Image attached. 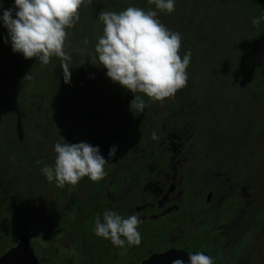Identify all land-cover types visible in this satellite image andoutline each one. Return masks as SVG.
Listing matches in <instances>:
<instances>
[{
  "label": "flooded vegetation",
  "instance_id": "flooded-vegetation-1",
  "mask_svg": "<svg viewBox=\"0 0 264 264\" xmlns=\"http://www.w3.org/2000/svg\"><path fill=\"white\" fill-rule=\"evenodd\" d=\"M186 93L156 104L145 99L146 117L133 116L139 127L128 125L123 149L107 130L103 144L110 145L101 151L107 160L115 146L120 161H109L125 172L106 173L100 189L83 178L63 188L48 181L44 195L32 194V165L14 167V184L22 182L26 192L0 193V207L9 212L0 220V264H172L178 258L188 264L197 252L213 264H264V161L242 158L227 133L217 140L210 132L216 129L204 128L201 135L202 122L213 114L200 108L206 97H195L191 88ZM106 210L141 220V243L126 254L94 233L96 217ZM60 217L64 232L56 233L52 226Z\"/></svg>",
  "mask_w": 264,
  "mask_h": 264
},
{
  "label": "rangeland",
  "instance_id": "rangeland-1",
  "mask_svg": "<svg viewBox=\"0 0 264 264\" xmlns=\"http://www.w3.org/2000/svg\"><path fill=\"white\" fill-rule=\"evenodd\" d=\"M190 1L199 3L201 6H199L200 10L192 11L193 15L190 20L187 19L185 27L182 25L183 19L179 18L185 15V8L181 4L177 6L173 16L174 20H179L182 25L178 30L181 36V57L189 40L186 38L187 32L193 35L191 37L196 42L189 52L190 64L187 69L188 81L185 88L189 87V80L192 79L196 83L195 97H202L210 88L217 91L215 95L207 98L206 103H202L200 108L211 110L213 114L211 119L216 121L214 124L216 131L220 132L219 138L227 133L231 139V146L237 148L236 151L242 158L246 157L250 162L264 161V45H259L253 36L254 32L258 31L264 38V29L247 21V16L241 10L243 0ZM1 2L3 3L0 6L5 7L3 11L12 2L15 4V0H7V2L0 0ZM15 11L16 9L13 11V18H15ZM101 11L106 9L101 8ZM86 13L84 11V17H87ZM257 13L259 17L263 16L260 9ZM0 14L2 16L3 12L1 11ZM74 34L79 36L80 32L75 30ZM98 35V39L103 35V26L99 28ZM69 36L72 35L70 33L68 35L71 43L79 40L77 37ZM68 39L65 45L68 44ZM87 45L85 52L92 53L91 43L88 42ZM86 53L82 56L83 63L79 75H76V83L72 78L69 83L63 81L61 66L48 73L49 81L45 83L46 74L40 77L35 76L37 73H42V70L33 65V58L25 59L21 54L23 60L20 53L13 52L8 33H0V72L3 69L5 73L8 72L11 66L19 71L18 79H16L17 76L9 74L4 82H0V106L3 108L0 115H6L0 124V143L9 138L8 141H19L21 146L29 147V151L34 154V160L28 161L32 163L30 165L39 167L41 173V169L48 166L47 164L42 166L43 160L49 161L50 166H54L57 155L54 147L57 142H64L62 138L68 143L78 144L83 142L82 135H87L91 138V146L99 147L100 151L107 150L110 144H103L107 136L106 131L112 134L110 139H113L114 125L124 122L125 116L131 111L130 97L135 96L136 93L129 91L125 94L123 87L107 77V70L100 65L95 50V54L92 55L95 57L94 61L93 59L90 61ZM71 63L75 64L74 61H70L69 65ZM29 73L32 79L24 80ZM88 84H90L89 88H93V92H90L89 88L86 89ZM62 85L68 87L69 91L62 93ZM213 85L218 87L213 88ZM71 90L72 93H70ZM220 90L226 97L223 108L217 106L221 101L215 99ZM84 95L90 97L84 99ZM126 97H128L127 100ZM147 102L156 104L154 103L156 101L149 98ZM83 110H85L84 114L81 113ZM76 113L78 115L74 120L73 116ZM99 113H102L106 122L109 123L107 126H101L98 121H95V116ZM207 113L208 111H204V115ZM91 114L94 115V120H91ZM239 114H241L240 118L237 117ZM88 116L90 119H87ZM216 116L219 117L216 119ZM202 119L203 117H200L201 121ZM235 119L243 122L242 129L240 125L236 127ZM196 125L201 127L199 122ZM202 131L204 132V129ZM93 136L99 139L95 143ZM37 140L38 143H36ZM215 145L217 146V143ZM255 153L258 155L257 160H254ZM36 156H39L37 161ZM15 170L8 167V172L4 176L9 180L16 179ZM116 170L118 174L125 172L121 167L116 168L113 162L109 161L105 165L106 173L114 174ZM18 175L23 177L24 172L19 171ZM36 176L34 174V179ZM46 192L45 190L42 195ZM117 196L116 199L120 200ZM126 200L123 203L124 207H127L134 199L130 196ZM38 202L41 207L46 205L43 198ZM49 215L47 212L41 214V217L46 220ZM63 222L64 219L61 217L54 220L55 224L52 226L54 232H64V229L58 227Z\"/></svg>",
  "mask_w": 264,
  "mask_h": 264
},
{
  "label": "clouds",
  "instance_id": "clouds-1",
  "mask_svg": "<svg viewBox=\"0 0 264 264\" xmlns=\"http://www.w3.org/2000/svg\"><path fill=\"white\" fill-rule=\"evenodd\" d=\"M84 3L85 0H15V18L12 9L4 10L2 15L13 52L21 53L25 59H38L42 65L49 64L52 57L60 58L64 82L69 83L71 57L65 51L67 29L78 22ZM149 3L159 12L175 10V0H149ZM157 17L158 11L138 7H128L119 13L101 11L103 35L98 39L95 52L100 65L107 70V77L114 83L132 93H143L152 101L163 102L187 86L190 53L181 58L180 34L166 28ZM262 20L264 16L254 18L252 24L259 26ZM31 79L30 73L24 78ZM145 107V101L134 96L130 110L139 112ZM152 138H157L155 132ZM62 140L64 142H57L54 147L57 154L54 166L41 169L49 182L55 180L57 186L63 188L66 184L75 186L85 177L93 182L104 179L105 165L116 155L115 146L109 149L106 160L99 147ZM140 223L138 215L124 218L106 210L102 218L96 217L94 233L122 249L120 254L123 255L128 246L141 243ZM172 264H184V261L178 258ZM188 264H213V259L197 252L188 256Z\"/></svg>",
  "mask_w": 264,
  "mask_h": 264
},
{
  "label": "trees",
  "instance_id": "trees-1",
  "mask_svg": "<svg viewBox=\"0 0 264 264\" xmlns=\"http://www.w3.org/2000/svg\"><path fill=\"white\" fill-rule=\"evenodd\" d=\"M4 2H7V0H4ZM2 3L3 2H1L0 4H2ZM241 3H242L241 10L247 16L246 17L247 21H249L251 24H252V20L254 18L259 17V15L257 13L258 9H260L263 12V16H264V8L262 6H260L256 1H254V0H243V1H241ZM179 4H181L182 7L185 8V15L179 17L180 20L183 19L182 25H183V27H185L187 24V19L190 20V17L193 15L192 11L200 10L199 6H201V5L199 3L191 2L190 0L188 2H186V0H175V10L172 13H167V12H159V10H157L155 8L154 4L149 3V0H90V2H89V0H85V3L81 6L80 11H79V17L80 18H79L78 22H76V24L73 28L67 29L69 31V33L72 35V36H69L70 38L71 37L79 38V40L77 42H73V43H71V41L67 38L68 44L65 45V51L71 57L70 61H74V63H75V64L71 63L69 65L71 78L73 79V82L76 83V75H79L78 73L81 71V65L83 63L82 56L84 55V53H86L85 51H87L88 45L84 43L85 40L90 42L91 46L93 47V49L91 48L92 49V53L90 52L91 54L89 52L86 53L88 55V59L90 61L92 59H93L92 61H94V59H95V57H93L92 55L95 54L94 53L95 46L98 43V36H99L98 30L101 26H103L102 22L99 20V13L101 12V8H105L106 11L116 12V13H119L128 7H135V6L138 8H141L145 11L156 10V11H158V17L157 18L160 20V22L169 30H171V31L174 30L175 32L177 31V33H178L179 26L182 27V25H181V22L179 20L175 21L174 20L175 17H173V16H174V12L176 11V8ZM0 9H1L0 12L1 11L3 12V9H5V7L3 8L0 6ZM7 9H12L14 11L15 4L12 2L8 6ZM84 11L87 12L86 13L87 17L83 16ZM88 12H89V14H88ZM94 14H96L95 17H94ZM81 17H83V18H81ZM178 21H179L180 25L178 24ZM249 22H248V24H249ZM170 26L171 27L173 26L174 28H171ZM190 27L188 28V31L190 30ZM259 27H260V29H264V20L261 21ZM194 29H196V26H194ZM75 30H78L80 32L79 36H76V34H74ZM251 30H252V27H251ZM4 32L8 33V30L3 26L2 16L0 14V33L3 34ZM186 35H187L186 38H188L189 40H188V43L186 44V49H184V51H183L182 57L185 54H188L191 50L190 48H192L196 44V42L194 41L195 39H193V37H191L193 35H189V32H187ZM197 36H195V37H197ZM253 36L259 45H261V44L264 45V38L262 37L261 32L255 31ZM80 50H83V53H81ZM20 56L22 57L21 53H20ZM23 60H24V58H23ZM32 61H33V65H35L36 68H38L39 70H42V73H37L35 76L40 77V75H42V74L47 75V76H45L46 77L45 83H46V81L47 82L49 81L48 73L52 72L54 69L57 70L56 67H58V69H59L61 66V60L58 57H52L50 59L49 64H47V65H42L41 62L35 58H33ZM9 66H11V64H9ZM18 72L19 71L17 69L12 68V66H11L10 70L6 73L4 72V69L1 70L0 82H4V80H6V78L8 77L9 74H13L14 76H17ZM56 75L58 78L57 73H56ZM59 78H63V77L59 76ZM16 79H18V76ZM63 81H64V79H63ZM51 84H53V83H51ZM89 86H90V84L87 85L86 89H88ZM188 86H189L188 88L184 87L183 89H181L180 93L178 91L174 97H188L186 90L191 88V90L195 91L196 83H194L193 80L190 79ZM61 87H62L61 88L62 93L69 91L68 87L63 86V85ZM215 87H218V86L213 85V88H215ZM89 91L93 92V88L92 89L89 88ZM123 91L125 92V94H127L129 92L128 90H126L124 88H123ZM72 92L73 91L71 90L70 93H72ZM216 92L210 88L209 90H206V92H204L202 97H204V98L206 97V99L210 98L213 95H215ZM134 95L140 96L141 99H143L144 101H145V99L148 98L143 93H136ZM83 97H84V99H87L90 96L86 97L84 95ZM174 97H172V98H174ZM127 99H128V97H126V100ZM133 99H134V96L130 97L131 101H133ZM215 99H217L218 101H221V103L217 106L223 108L224 102L226 100V97H225V94L223 93V91L220 90L219 93H217ZM3 106H5V105L3 104ZM2 109L3 108H1V106H0V112H2L1 111ZM81 113L84 114L85 110L81 111ZM135 114L139 115V118L140 117H146L145 110H142L139 112L133 110V111H130L129 115L125 116L124 122H121L119 124L114 125V133L116 136V141L120 140V144H121L122 149H123V146L125 145V143L129 141L130 132L128 131L129 129L128 130L126 129L127 126L130 124V125H133V126L136 125L139 127V123L136 122L137 123L136 124L135 121H133L134 120L133 116H135ZM77 115H78L77 113L74 114V116H73L74 120H75ZM240 115L241 114L237 115V117L240 118ZM4 116H6V115H4ZM4 116L0 115V124L3 122ZM131 116H132V118H130ZM217 117H219V116H216V119H217ZM95 118H96L95 121H98V124L100 123L101 126H107L109 124L106 122L102 113L97 114L95 116ZM87 119H90V117L88 116ZM91 120H94L93 114H91ZM202 123H203V126H202L203 129L204 128L210 129L209 126H211V125H213L211 129H216L215 128L216 126L214 125V124H216V121L212 120L210 115H209V118L205 119ZM242 123L243 122L240 123V126H239L240 129H242V126H241ZM199 132L203 136L206 135V133L203 132L202 130H200ZM210 132L213 136H215L214 138L219 140L220 132L218 134H217L216 130H210ZM82 138H83L82 139L83 142H86L90 145L92 144L90 142L91 138L89 136L82 135ZM92 138H93L94 143L99 140L97 138V136H93ZM8 140H9V138H6L5 141H3V143H0V193L1 194L25 193L26 191L22 190V187H21L22 182H19L18 185H15L14 179L9 180L4 176V174L7 173L8 167L14 168L16 166H20V164H22V163L32 164L28 160L29 159L34 160V154L29 151V147L26 148L25 146H21V143L19 141H15V142L12 141L11 142ZM38 142L39 141L37 140L36 143H38ZM100 154L105 158L106 155L102 151H100ZM119 155H120V151L117 149V152L115 155V160H114L115 164H117L120 161V159L118 158ZM38 157L39 156H36V161H37ZM41 164H42V166L45 164L50 166V162L46 161V160H43ZM30 168H33L34 174L37 175L34 179V182H33V189H35V192L32 191L33 192L32 194H42L49 187L48 180L46 179V177L43 178V174L40 173L39 167L32 165V166H30ZM20 179H22V178H20ZM53 183L55 185H57L55 180H53L51 182V185ZM100 183L101 182H99V181L96 182L95 189L101 188ZM7 215H9V212H7L5 210V206H1L0 207V220L4 219Z\"/></svg>",
  "mask_w": 264,
  "mask_h": 264
},
{
  "label": "water",
  "instance_id": "water-1",
  "mask_svg": "<svg viewBox=\"0 0 264 264\" xmlns=\"http://www.w3.org/2000/svg\"><path fill=\"white\" fill-rule=\"evenodd\" d=\"M256 1L260 6L264 8V0H254ZM14 253V250L10 251L7 255L6 258H10Z\"/></svg>",
  "mask_w": 264,
  "mask_h": 264
}]
</instances>
